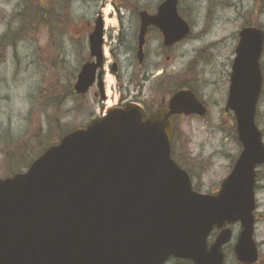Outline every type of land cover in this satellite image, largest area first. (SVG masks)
I'll return each mask as SVG.
<instances>
[{"label": "water", "instance_id": "95a60500", "mask_svg": "<svg viewBox=\"0 0 264 264\" xmlns=\"http://www.w3.org/2000/svg\"><path fill=\"white\" fill-rule=\"evenodd\" d=\"M177 8L178 0H165L155 17L140 14V63L151 24L161 29L166 45L189 36L191 28ZM102 45L98 18L90 36L96 61L82 66L74 85L78 95L97 81L105 99L103 72L97 74ZM263 52L264 31L243 28L225 107L235 116L242 151L216 194L195 191L189 173L172 158V118L207 114L193 92L176 93L168 108L153 114L136 104L114 107L47 147L26 172L0 179V264H167L172 258L225 264L224 248L236 224L235 257L256 264L255 191L257 169L264 165L256 114Z\"/></svg>", "mask_w": 264, "mask_h": 264}, {"label": "rangeland", "instance_id": "374dc122", "mask_svg": "<svg viewBox=\"0 0 264 264\" xmlns=\"http://www.w3.org/2000/svg\"><path fill=\"white\" fill-rule=\"evenodd\" d=\"M67 1H71V30ZM163 1L54 0V4L50 0L45 7H50V12L53 9L59 23L43 25L35 20L38 0H0V178L25 172L46 147L117 106L121 95L126 102L135 98L151 101V58L139 71L133 53L126 50L120 56V76L111 72L113 60L108 52L105 100L94 98L93 92L82 98L72 92L87 60L84 36L97 13L104 15L109 31L113 27L116 30L119 13L115 6L148 8ZM178 7L192 23L193 31L174 52L178 58L168 65L167 72L173 83L181 80L193 89L206 103L208 113L204 118L176 120L173 157L189 173L199 192L216 193L242 150L231 122L234 116L225 111L238 34L251 25L264 29V0H179ZM126 44L127 50L134 49V38ZM105 49L110 50V43ZM261 63L264 76V56ZM144 72L149 77L145 84ZM256 121L264 132V90ZM9 146L22 149H13L9 155L4 153ZM257 174L254 239L260 264H264V166ZM232 230L225 264H239L233 247L240 224ZM216 235H211V243Z\"/></svg>", "mask_w": 264, "mask_h": 264}, {"label": "flooded vegetation", "instance_id": "af4514ba", "mask_svg": "<svg viewBox=\"0 0 264 264\" xmlns=\"http://www.w3.org/2000/svg\"><path fill=\"white\" fill-rule=\"evenodd\" d=\"M50 0H38L39 4H38V8H37V19L39 20V23L43 24L44 23H54L57 22L58 19V15H56V13H54L53 9L51 8V12H50V7L46 8L45 3L48 4ZM54 0H52L53 2ZM59 3V0H57ZM165 1V0H164ZM163 1V2H164ZM70 2L71 1H67L65 2L67 5V13L69 15V29L71 30L73 28V23H72V14H71V9H70ZM162 2V3H163ZM54 3V2H53ZM160 3L158 6L156 5H151V7H142V8H138V7H118L115 6L116 11L119 13V16H117L118 18V25L116 27V30L113 29L115 27H113L110 31L108 29V27L106 26V20L104 15L101 12L97 13V17L94 20L93 24H89L88 25V30L85 33L84 36V40H85V46H86V50H87V60L86 62H94L96 61L95 57H92L91 54V48H90V36L92 35V33L95 30V26H96V22L98 20V18L102 19V32H103V45H102V54H103V68L102 70L105 72V63H106V59L108 56V52L109 55L111 56L113 63L110 67L111 72L115 74V76H120V65H119V61H120V56L122 53V50H126V51H130L133 53L134 57L136 58L137 61V68L136 70L142 71L143 70V65L146 63V61L151 58V71L149 70V72H151V101L148 103V101H141L138 98H135V100H133L132 102H126L127 99L124 95H121L120 97V101L118 103V105H126L129 103L132 104H137L140 105L141 107H143L145 109V111L147 113H154L162 108H167L169 105L170 100L172 99V97L178 93L181 92L183 90H191L192 92H194V94L196 95L197 99L200 100L208 109L206 103L196 94V92L191 89L189 86L185 85L183 83V81H179V82H174L170 80V72H167L168 70V65H170L171 63H173V61H176V59L178 58L176 54H174V52L184 43H186V41H188V38L191 36L192 31H193V25L192 23L187 19V16L183 13V15L181 14L179 7L177 8L178 13L180 15V17L185 20L190 28H191V32L189 34V36L181 41V42H177L173 45H166L165 44V38H164V34L161 31V29L159 27H157L154 24H151L148 29H147V33L145 36V44H144V48H143V62L140 63L139 62V57H138V53H139V35H140V30H141V16L140 14L142 12H147L151 17H155L158 14L159 8L161 6ZM55 4V3H54ZM179 5V4H178ZM48 6V5H47ZM125 10V14L122 13V11ZM52 15L51 18L48 17V15ZM40 16V17H39ZM186 16V17H185ZM44 21V22H43ZM264 30V29H263ZM70 33V31H69ZM133 37L135 40V47L132 50H127L126 49V43L127 41H129V38ZM238 40H239V36H238ZM55 41V40H54ZM54 41H52V43H54ZM106 43H110V50L106 52L105 49V45ZM264 56V54H263ZM115 70V72H114ZM143 84H145L148 81V73L144 72L143 74ZM77 80V78H76ZM74 87V86H73ZM97 90V91H95ZM89 92H93V96L94 98H99L101 97L99 92H98V88H97V83H95L89 90ZM88 92V93H89ZM73 95H76V93L73 90ZM88 93L86 95H88ZM86 95H84L83 97H86ZM185 116L181 115H177L173 117V121L174 124L176 123V120L179 118H183ZM191 117H196V116H191ZM176 126V124H175ZM175 136H176V131H175ZM175 139V138H174Z\"/></svg>", "mask_w": 264, "mask_h": 264}, {"label": "trees", "instance_id": "16d2710c", "mask_svg": "<svg viewBox=\"0 0 264 264\" xmlns=\"http://www.w3.org/2000/svg\"><path fill=\"white\" fill-rule=\"evenodd\" d=\"M35 17V16H34ZM35 20H36V17H35ZM263 71V70H262ZM264 90V89H263ZM79 97V96H78ZM82 98V97H81ZM231 122L233 123V125H234V130L236 131V126H235V119L234 118H232V120H231ZM257 122V121H256ZM258 125V124H257ZM262 133H263V136H264V132L262 131ZM61 136V135H60ZM237 137V136H236ZM52 142V141H51ZM14 148H12V146H9V147H7V148H5V150H4V153H6V154H9V155H11V151L13 150ZM22 148H15L14 149V151H20ZM3 151V150H2ZM1 152V151H0ZM8 158V157H7ZM20 172H22V171H20ZM195 190H197L198 191V189L195 187ZM172 261V262H171ZM171 261H169V262H171L172 264H193L191 261H188V260H180V259H172ZM261 262H260V260H259V262L257 263V264H260ZM169 264V263H168Z\"/></svg>", "mask_w": 264, "mask_h": 264}]
</instances>
